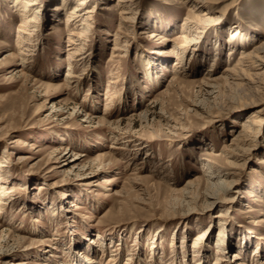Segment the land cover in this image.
I'll return each mask as SVG.
<instances>
[{
    "label": "rangeland",
    "instance_id": "obj_1",
    "mask_svg": "<svg viewBox=\"0 0 264 264\" xmlns=\"http://www.w3.org/2000/svg\"><path fill=\"white\" fill-rule=\"evenodd\" d=\"M34 1L36 19L25 29L22 4L0 0V200L8 202L0 264H88L85 256L95 264H215L221 233L219 264L264 263V91L241 94L221 79L264 37V0L207 6L211 14L185 42L186 18L204 12L197 0H130L125 14L118 0H85L92 11L81 31L67 23L79 0L64 9L62 0ZM235 29L257 39L243 44L231 38ZM26 32L30 44L20 47ZM177 44L186 52L175 72ZM217 48L223 59L207 74ZM24 51L21 67L12 56ZM141 51L156 63L153 81L142 74ZM68 68L82 84L68 83ZM213 74L219 85L203 80ZM258 110L259 135L230 158L232 136ZM208 162L228 187L210 206ZM8 233L27 242L12 249Z\"/></svg>",
    "mask_w": 264,
    "mask_h": 264
},
{
    "label": "bare ground",
    "instance_id": "obj_2",
    "mask_svg": "<svg viewBox=\"0 0 264 264\" xmlns=\"http://www.w3.org/2000/svg\"><path fill=\"white\" fill-rule=\"evenodd\" d=\"M10 1L14 2V6H19V5L22 4V6H20V7H22V10H20L16 14H17V16H19V18L21 20L20 21L21 26H24L25 29H27L28 26H30L33 22H35V19H36L35 16L34 15L32 16L28 11L29 10L31 11L30 6L31 7L34 6V4H36V2L34 0H10ZM129 1L130 0H118V3L120 4L121 9H122V12L124 14L127 13V10H131L132 9L131 8V5L128 4ZM223 1H225V0H197L196 4L194 5V9L195 10H200L201 9L200 11H203L204 10V12L203 13H197V14L195 12H192L191 14L188 15V17L186 18V22L183 23L184 25H186L187 28L184 27V26L182 28L183 31H187L188 32V34H187L188 36H184L185 39H184L183 42L189 41L192 38L193 39L196 38V36H197L196 35V31L199 28L198 27V23L196 21H198L199 18L202 19V16H206L207 17L208 15L211 14V9L210 8H207V6L212 5V4H215V3H221ZM71 3H72V0H62V2L60 3V5H64L63 7H61V8L64 9L67 6H70ZM203 4H205V5H203ZM86 6H87V1H85V0H79L78 2H76V4H74L73 6H71L70 9H69V11H68L69 16L67 17V23H69V22L72 21L73 22V25H74V28L77 29L78 27H80V31H81V29H84V25H85L84 24L85 22L82 21V20H87L88 18H90V13L92 11L89 7H86ZM37 13H39V11L36 12V14ZM83 17H85V18H83ZM75 33H74V31L70 33V37L68 39V42L70 44H74L76 42L75 41L76 39L74 38V36L77 37L78 33L77 34H75ZM232 37H234V38L235 37L240 38L239 40L242 41L243 44L246 43L247 41L251 42V40L253 41V40H256L257 39L256 36H254V35H252V36H247V35L245 36L244 34L241 35V32L238 31V29H235V31H232L231 32V38ZM30 38H31V36L27 32H26V34L24 36H20L18 38L19 39V46L22 47L21 44H30L29 43ZM182 44H179V45L177 44V48H179V50L178 49H177V51L176 50L175 51L172 50L175 53L178 52L177 53V59L179 61H177L174 64V67L177 68L175 70V72L178 71L179 68H182L183 67V60H184L183 58L184 57H182L181 54L185 53L186 51H185L184 45H182ZM192 46H194V44H192L191 47ZM26 48L27 47H25V50H26ZM75 49L76 48L74 47L73 48V51L70 53V60L72 59V56L74 55V53L76 51H79L80 48H78L76 50ZM234 50H235V46L232 45L231 48H230V50H229V55L230 56H231L232 53H234ZM215 51L216 52L214 53L213 60H212L213 63L210 65L209 69L207 70V74H209L210 72L215 71V64H217L216 63L217 60L223 59L221 57V55H220V51H218V48H217V50L215 49ZM153 53H158V52L157 51H155V52L153 51ZM26 55H29V53H27V52L24 51L23 53H21V57L12 56V58H14L16 61H18L19 63H21V65H22L21 67H24L26 65V63H27ZM22 56L23 57L25 56V57L22 58ZM138 60H139V65H140V67L142 69V74H144L146 76V78L148 77V79H150L151 81H153V76H152L153 74H152V72L154 70V68H153L154 67V64H156V63H154V61L151 58H149V56L146 53H144V51H141V52L138 53ZM66 73H67L66 74V78H68V80H67L68 83H73L72 77H76V78H78L76 81H79V83L82 84L81 83L82 80H80V78L82 79L83 77L82 76L75 75L74 74V71L72 70V68L69 69ZM223 73H224L223 74L224 77L222 76L221 79H224L225 84L228 85V86L234 87L241 94L244 93V92L247 93V91L253 92L254 94L263 93V91H264V37H262V39H259L258 40V43H256L254 49H252V50H248V48H246V50H243L242 49L241 52H240V56L237 59V61L235 62V64L232 65L231 68H226L223 71ZM208 77H204L203 80L209 79V82H207L209 85L215 84V83L218 84L219 81H220V79L217 78L215 76V74H213L211 76V78L210 77L208 78ZM210 79H211V81H210ZM141 80H143V79H141ZM136 84L137 83H135L134 86H136ZM208 84H207V86H208ZM208 87L210 88V86H208ZM212 87H214V85ZM162 94H164V92ZM247 94H249V93H247ZM227 96H229V95H227ZM221 99H223V98H221ZM227 99H228V97H227ZM251 101H252V99H251ZM251 104H254V103L252 102ZM105 110H107V109H105ZM261 112H262L261 110H258V111L249 113L248 116L246 117L245 121L241 123L240 130L236 134H234L232 136L233 139H232L231 145L228 146V151H227V154H228V156L230 158L231 157L232 158L233 157L235 158V157L243 156V153H246L245 151H247L249 149L250 142L252 140H254L255 137H257L259 135V129H261V127L263 126V120L261 119V116H260V113ZM83 155H84L83 153L78 152L77 153V158L78 159H82L83 158L82 157ZM80 162L81 161H77L74 164V166H76ZM211 163L213 164V162H211ZM211 163H209L210 165L208 164V166H207L208 169H209V173H210L209 174L210 177H209V180L207 182L208 191H206L203 194V199H204V201H205V203H206L207 206L216 204L217 203L216 200H219V199H222V198L225 199L223 197V195H224L223 192L228 188L227 185H226V182L224 180V177H225L224 176V173L221 170L216 169ZM115 180H117V178H112V180L109 179V180H107V183H112ZM193 183H194V181H189L188 182V186H190ZM187 188H189V187H187ZM109 189H112V188H109ZM5 192L6 193H2V196L3 197L7 196V194L10 193L7 190H5ZM229 201L232 202L231 200H229ZM190 202H191V200H190ZM5 203H8V202L3 201L2 199L0 200V213H2L4 210L6 211V207L2 206ZM222 208H223V206H222ZM9 209H10V207H9ZM50 212L53 213V216H54L55 211L51 210ZM221 212H222V210L219 212V215H217L216 217L219 218L220 216H222L223 214ZM217 224H219V223H217ZM223 228H224L223 225L220 226V232H222ZM5 233H7V232L4 231V229H1V226H0V237L5 236ZM8 234L10 235V233H8ZM8 234H7V236H8ZM97 236H99L101 239L103 237V235L100 234L99 232H98V235ZM202 236H204V235H201L200 237H202ZM9 238H12V240L14 241V243L12 244V246L9 245V247H11L12 249H13L15 243L21 244L22 242H27V238L25 236H21L20 234L10 235ZM223 240H224V237H223V234L221 233L220 234V238L217 241L218 242L217 243V247L219 248V253L217 255L215 264L221 263V261H223V259H224L223 257H220V256H223L224 255V251H225V249L223 248L225 246V244L222 243ZM95 241L96 240H93L92 243H94ZM96 242H98V241H96ZM152 245H154V244H152ZM89 247H90V243H89V245L87 244V248H89ZM101 247H103V246H101ZM193 247L194 248L197 247V244L195 243L193 245ZM257 248H259V247H257ZM255 253H257V251L254 252V254ZM51 255L52 256H55L54 253H51ZM93 256H95L94 253H93ZM94 258H96V257H93V259H91V258L85 256L84 260L88 264H95L94 263L95 262V259ZM27 259L28 258H25L24 260L17 261V262H18V264H30L31 260L30 261L29 260L27 261ZM110 260H112V259L110 258ZM260 263L261 264H264L263 262H260ZM62 264H66V263H62ZM106 264H111V262L109 261ZM126 264H128V262ZM240 264H246V263H241L240 262Z\"/></svg>",
    "mask_w": 264,
    "mask_h": 264
}]
</instances>
